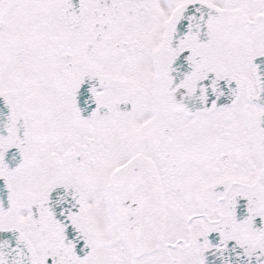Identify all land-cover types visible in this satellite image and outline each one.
<instances>
[{
    "label": "snow or ice",
    "instance_id": "1",
    "mask_svg": "<svg viewBox=\"0 0 264 264\" xmlns=\"http://www.w3.org/2000/svg\"><path fill=\"white\" fill-rule=\"evenodd\" d=\"M0 264H264V0H0Z\"/></svg>",
    "mask_w": 264,
    "mask_h": 264
}]
</instances>
